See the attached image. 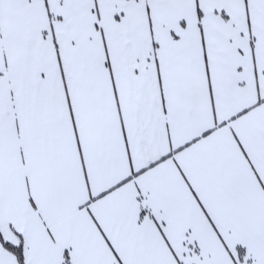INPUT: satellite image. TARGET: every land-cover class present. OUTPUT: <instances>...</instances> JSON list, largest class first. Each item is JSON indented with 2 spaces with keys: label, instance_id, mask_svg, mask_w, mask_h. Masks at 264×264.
Masks as SVG:
<instances>
[{
  "label": "snow or ice",
  "instance_id": "6c2138e0",
  "mask_svg": "<svg viewBox=\"0 0 264 264\" xmlns=\"http://www.w3.org/2000/svg\"><path fill=\"white\" fill-rule=\"evenodd\" d=\"M0 264H264V0H0Z\"/></svg>",
  "mask_w": 264,
  "mask_h": 264
}]
</instances>
